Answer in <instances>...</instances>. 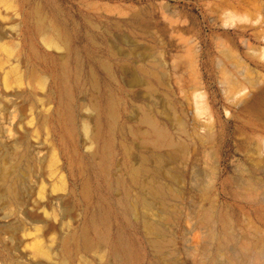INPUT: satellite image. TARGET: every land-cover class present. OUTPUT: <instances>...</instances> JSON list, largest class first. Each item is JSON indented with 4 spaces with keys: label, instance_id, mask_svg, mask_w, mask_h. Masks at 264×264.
I'll return each instance as SVG.
<instances>
[{
    "label": "rangeland",
    "instance_id": "obj_1",
    "mask_svg": "<svg viewBox=\"0 0 264 264\" xmlns=\"http://www.w3.org/2000/svg\"><path fill=\"white\" fill-rule=\"evenodd\" d=\"M244 41L264 47V0H1L0 264H264V93L231 98L264 61Z\"/></svg>",
    "mask_w": 264,
    "mask_h": 264
},
{
    "label": "bare ground",
    "instance_id": "obj_2",
    "mask_svg": "<svg viewBox=\"0 0 264 264\" xmlns=\"http://www.w3.org/2000/svg\"><path fill=\"white\" fill-rule=\"evenodd\" d=\"M0 2H1V0H0ZM247 22H250V23L257 22V19L250 17V15H248V14H239L235 11H230V12L226 13V15L223 17V23L225 25H238V23H247ZM246 26H247V24H246ZM244 43L246 44L247 48L249 50H251L250 53L253 56L259 58L261 61H264V47L255 48V47H252L247 41H244ZM48 45L50 46V44H48ZM189 51H190V49H189ZM193 62H195V60ZM189 66H192V65H189ZM196 75H198V74H196ZM229 85L232 86L231 84H229ZM253 87H256L255 83H253ZM227 92H229V91L227 90ZM263 93H264V88H261L259 90L258 94H254L249 87L238 84L237 87L235 88L234 92H232L231 98H232V102H234V101L245 102V103L249 102L251 105L256 106L257 101L260 99V97L262 96ZM190 99L192 101L194 117L199 118V119L200 118L204 119L206 123L212 124L214 117H213V113L211 111L210 105L207 102V94L203 90V87L200 85V83L197 80L195 81L193 90L191 91ZM150 112H145V117H144L145 123L144 124H147L151 129L150 133L152 134V137H153V143L155 145H158V144L160 145L161 143H164L165 141L168 140V134H167L166 130L163 127H161L160 124L154 119L153 115H151ZM85 130L86 131L88 130L87 125H85ZM7 137H9V136H7ZM59 155H60V153H59ZM143 169H144V166H139V167L134 168L132 170L133 177H137L143 171ZM152 190H153L152 192L155 195L157 194L160 196L164 193V188L161 185H159L155 188H152ZM13 192L14 191L12 190V194H13ZM14 196H15L17 202L21 203L20 202V200H21L20 195L17 194L16 192H14ZM142 204H144L145 207H149V205L151 203L148 200H144ZM146 226H147V229L151 233L155 234V237L153 238V242L158 248H160L162 241H163L162 240V238H163L162 228L159 226V224H156V223L151 222V221H146ZM32 245H33V247H36V243H33ZM45 254H47V253H45Z\"/></svg>",
    "mask_w": 264,
    "mask_h": 264
}]
</instances>
